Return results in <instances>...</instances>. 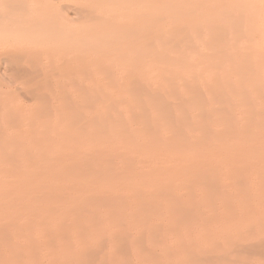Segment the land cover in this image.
<instances>
[{
  "label": "rangeland",
  "instance_id": "rangeland-1",
  "mask_svg": "<svg viewBox=\"0 0 264 264\" xmlns=\"http://www.w3.org/2000/svg\"><path fill=\"white\" fill-rule=\"evenodd\" d=\"M56 4L59 7L68 5L66 2ZM159 5L160 9L164 6L162 2ZM238 7L239 2L236 0L223 4L226 13ZM153 15L151 13L148 16ZM1 18L0 125L7 127L0 133L1 178L12 176L34 180L83 176L88 164L102 157L99 152L94 151L89 155V152L78 154L72 150L66 158H59L51 154L52 139L47 135H57L55 132L61 130L60 124L68 115H89L93 100L102 103L109 98L122 96L120 99L124 102L128 96H132L127 92H117L119 84L131 82L147 99L144 106L150 109V119L144 138L148 153L156 150L161 142V136L157 137L158 130L155 129H161L159 133L167 136L163 125L173 117V105L181 104L183 122H191L190 111L185 110L187 103L179 99L173 88L170 89L172 93L161 95L159 79L147 78L148 75L141 81V76L137 75L134 81L131 74L120 78L123 73L120 68L127 67L142 74L146 67L140 62L135 39L126 37L131 27L115 40L113 35H104L102 32L106 22H116L118 18L100 16L81 20L68 16L70 21L59 27L58 37L44 35V25L31 27L22 22L31 17L6 14ZM150 20L139 22L141 24ZM195 20L188 25L186 33L195 32L200 25H209L211 28L206 31L212 32V37L208 39L206 47L213 44L219 49L216 52L218 56H223V51H233L234 55L223 57L218 65L223 67L219 70L223 77H214L207 71L192 75L189 69L186 88L190 96L192 94L197 101L212 98L221 102L224 98L240 100L264 96V5L225 19L223 28L218 32L214 29L217 19L207 18L202 23L194 24ZM14 22L16 24L10 26ZM16 25L21 30H16L17 33L13 35ZM84 27L102 33L96 38L95 46L82 38L80 32H83ZM33 30L36 32L30 34ZM207 113L205 108L200 109V121L207 123ZM152 117H156L154 122L151 121ZM48 125L52 128L48 129ZM92 128L87 123L84 133H90ZM227 138L223 140L224 148ZM238 162L234 168L225 159L209 158L207 163L196 168V175L190 177L189 181L175 176L170 178L168 192L161 186L153 187L156 192L150 194L142 186L140 192L128 193L124 198L136 194V208L140 213L150 214L151 220L157 225H148L153 230L148 237L128 238L121 245L111 246L105 237L100 238L97 225H81L83 231L77 232H73L68 225H47L48 232L60 227H64L66 232L62 238L56 235L46 242L37 240V230H16L13 229L15 225L0 226V264L264 262V253L259 254L257 249L251 248L264 245V165H256L252 159L246 158ZM155 168L165 169L159 164ZM238 170L247 173L243 175ZM93 204L94 200L91 207ZM188 205L190 208L186 210L185 206ZM207 207V211L202 212ZM169 212H192L193 217L201 218L202 224L210 221L209 217L214 218L215 222L222 223L217 225L224 234L218 233L212 240L206 241L204 238L196 243L177 242L172 229L185 225H164L162 219ZM113 226V230L117 231L126 225ZM127 226L133 231L137 225ZM189 226L203 229L207 225ZM26 233L28 237L24 236ZM102 250H105L104 255ZM222 254L225 255L219 257Z\"/></svg>",
  "mask_w": 264,
  "mask_h": 264
},
{
  "label": "bare ground",
  "instance_id": "bare-ground-1",
  "mask_svg": "<svg viewBox=\"0 0 264 264\" xmlns=\"http://www.w3.org/2000/svg\"><path fill=\"white\" fill-rule=\"evenodd\" d=\"M229 1L232 0H0V19L6 14L31 17L22 22L31 27L44 25V35L49 37H58L59 27L70 21L68 16L81 20L100 16L118 18L116 22H106L102 32L113 35L115 40L131 27L126 37L135 39L140 62L146 67L142 74L127 67L120 68L123 71L120 78L131 74L134 81L137 75L141 76V81L148 75L147 78L159 79L161 95H168L172 93L170 89H175L179 99L187 103L185 110H189L191 116L190 123L183 122L182 105H173V117L163 125L167 136L159 133L161 129H155L158 130L157 137L161 136V142L156 150L148 153L144 138L150 119V109L144 106L147 99L131 82L119 84L117 92H127L132 96L124 102L120 99L122 96L102 103L93 100L89 115H68L60 124L61 130L55 132L57 135H47L52 139L51 154L59 158H66L72 150L78 154L89 152V155L98 151L102 157L94 159L83 171V176L78 177L34 180L0 177V226L15 225L13 229L16 230H37V240L46 242L56 235L62 238L66 232L64 227L48 232L47 225H68L73 232L83 231L81 225H97L100 238L105 237L111 246L121 245L128 238L148 237L153 232L148 225H157L150 214L140 213L136 208V194L124 198L128 193H138L142 186L150 194L156 192L153 187L161 186L168 192L170 178L175 176L189 181L196 175V168L207 163L209 158L225 159L234 168L244 158L252 159L256 165H264V96L240 100L224 98L223 102L212 98L197 101L186 88L189 69L192 75L207 71L214 77H223L219 74L223 67L218 65L223 57L234 55L233 51H223V56H218L216 52L219 49L213 44L206 47L212 37V32L206 31L210 30L209 25H200L195 32L186 33L194 18L197 19L194 24L207 18L217 19L214 29L218 32L225 19L264 5V0H236L239 7L226 13L223 4ZM56 2L68 5L59 7ZM160 2L164 5L162 9ZM151 13H154L153 17L148 16ZM144 19L151 20L140 24L139 21ZM14 24L16 22L10 26ZM16 30L19 32L21 29L16 25L13 35ZM98 33L91 27H84L80 32L91 46H95L96 38L102 35ZM202 108L208 112L207 123L200 121ZM155 120L156 117H152L151 121ZM87 123L90 129L93 127L90 133H84ZM51 128L48 125V129ZM5 129L6 126L0 127V133ZM224 138L228 139L224 143L225 148ZM156 164L165 169L155 168ZM238 171L243 175L247 173ZM92 200L94 204L91 207ZM185 208L189 210L190 207ZM208 219L210 221L202 224L201 218L193 217L192 212H169L162 221L164 225H185L172 229L177 242L196 243L204 238L212 240L218 233L224 234L217 225L221 222H215L211 217ZM113 225L126 226L116 231ZM127 225L137 226L133 232ZM189 225L207 226L199 229ZM28 233L24 236L28 237ZM259 246L251 248L257 249L259 254L264 253V245Z\"/></svg>",
  "mask_w": 264,
  "mask_h": 264
}]
</instances>
